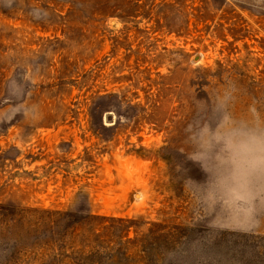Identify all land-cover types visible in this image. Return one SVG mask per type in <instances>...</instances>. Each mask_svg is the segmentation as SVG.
Here are the masks:
<instances>
[{"label":"rangeland","instance_id":"obj_1","mask_svg":"<svg viewBox=\"0 0 264 264\" xmlns=\"http://www.w3.org/2000/svg\"><path fill=\"white\" fill-rule=\"evenodd\" d=\"M264 0H0V264H264Z\"/></svg>","mask_w":264,"mask_h":264},{"label":"clouds","instance_id":"obj_2","mask_svg":"<svg viewBox=\"0 0 264 264\" xmlns=\"http://www.w3.org/2000/svg\"><path fill=\"white\" fill-rule=\"evenodd\" d=\"M255 136L260 145H264V130L255 132Z\"/></svg>","mask_w":264,"mask_h":264}]
</instances>
